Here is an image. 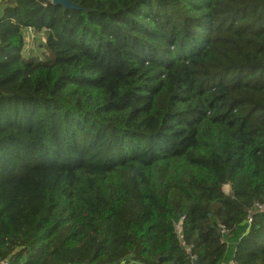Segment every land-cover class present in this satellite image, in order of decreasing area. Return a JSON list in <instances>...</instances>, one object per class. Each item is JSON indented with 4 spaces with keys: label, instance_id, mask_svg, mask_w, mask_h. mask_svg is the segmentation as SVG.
Listing matches in <instances>:
<instances>
[{
    "label": "trees",
    "instance_id": "obj_1",
    "mask_svg": "<svg viewBox=\"0 0 264 264\" xmlns=\"http://www.w3.org/2000/svg\"><path fill=\"white\" fill-rule=\"evenodd\" d=\"M68 1L0 5V260L264 264V0Z\"/></svg>",
    "mask_w": 264,
    "mask_h": 264
},
{
    "label": "rangeland",
    "instance_id": "obj_2",
    "mask_svg": "<svg viewBox=\"0 0 264 264\" xmlns=\"http://www.w3.org/2000/svg\"><path fill=\"white\" fill-rule=\"evenodd\" d=\"M11 0H0V5L5 3H9ZM43 35L41 32H37L32 30L25 29L23 31V49L22 53L26 57L36 56L38 58H42L45 55V50L43 48ZM224 191L228 193L229 186L225 185L223 187ZM246 226L241 227V230L245 232Z\"/></svg>",
    "mask_w": 264,
    "mask_h": 264
},
{
    "label": "crops",
    "instance_id": "obj_3",
    "mask_svg": "<svg viewBox=\"0 0 264 264\" xmlns=\"http://www.w3.org/2000/svg\"><path fill=\"white\" fill-rule=\"evenodd\" d=\"M243 229V227H242ZM244 234V230H241V228L239 229V231L234 232V233H229L225 236L224 240L227 244V255L225 257V260L223 262V264H230L232 263V256L234 253V246L236 241ZM116 264V262L114 263ZM125 264H140L138 261H134V262H127Z\"/></svg>",
    "mask_w": 264,
    "mask_h": 264
},
{
    "label": "built area",
    "instance_id": "obj_4",
    "mask_svg": "<svg viewBox=\"0 0 264 264\" xmlns=\"http://www.w3.org/2000/svg\"><path fill=\"white\" fill-rule=\"evenodd\" d=\"M27 30H32V29H27ZM251 221H252L251 216H248L247 226L251 223ZM134 261L133 260L123 259V260H120V261L116 262V264H125L127 262L131 263V262H134ZM0 264H7V259L0 260ZM65 264H72V263H65ZM230 264H232V263H230Z\"/></svg>",
    "mask_w": 264,
    "mask_h": 264
},
{
    "label": "water",
    "instance_id": "obj_5",
    "mask_svg": "<svg viewBox=\"0 0 264 264\" xmlns=\"http://www.w3.org/2000/svg\"><path fill=\"white\" fill-rule=\"evenodd\" d=\"M54 3H58L63 5L66 8H69L70 6H75L73 5L71 2H69L68 0H52ZM263 210H264V206H263ZM193 264H198V261L196 259H193Z\"/></svg>",
    "mask_w": 264,
    "mask_h": 264
}]
</instances>
